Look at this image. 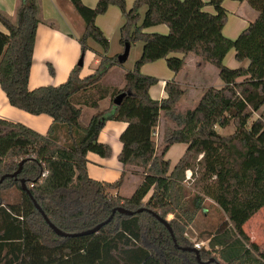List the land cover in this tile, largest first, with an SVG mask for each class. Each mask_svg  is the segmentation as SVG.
Here are the masks:
<instances>
[{
	"label": "trees",
	"instance_id": "obj_1",
	"mask_svg": "<svg viewBox=\"0 0 264 264\" xmlns=\"http://www.w3.org/2000/svg\"><path fill=\"white\" fill-rule=\"evenodd\" d=\"M224 1L210 0L216 12L210 14L203 0H135L130 10L126 0H98L94 8L70 0L84 23L78 39L82 56L92 51L99 65L81 78L83 66L78 63L65 83L34 90L29 80L37 29L44 23L41 0H19L14 19L0 11L6 30L0 31V86L11 106L53 119L48 133L41 135L0 118V179L24 161L17 178L0 184V264H264V249L244 229L264 209V0H232L246 2L258 13L234 40L223 34L228 19ZM112 5L125 18L120 44H143L134 69L123 73V88L104 84L109 72L123 65L118 55H108L109 39L96 23ZM158 25H166L169 33L145 32ZM232 50L237 62H248L246 67L225 65ZM190 55L217 68L224 85L207 88L194 109L179 112L185 90L176 76ZM159 60L166 61L175 78L165 85L167 98L154 100L150 90L159 80L141 70ZM123 93L116 106L114 99ZM107 98L110 108L97 111L85 126L83 107L99 110ZM162 119L160 142L155 134ZM108 121L127 124L118 156L124 171L113 183L93 180L87 173L89 153L106 159L113 154L99 140ZM230 126L232 134L219 132ZM176 144L188 148L172 168L166 156ZM130 167L141 170L142 182L127 198L118 191ZM21 180L49 220L69 234L96 227L117 208L135 214L117 211L98 233L60 237L23 191ZM14 188L20 200L8 203L4 193ZM207 199L228 220L209 238L208 249L199 250L200 263L194 252L183 248L194 247L186 231ZM153 213L168 221L178 246Z\"/></svg>",
	"mask_w": 264,
	"mask_h": 264
},
{
	"label": "crops",
	"instance_id": "obj_2",
	"mask_svg": "<svg viewBox=\"0 0 264 264\" xmlns=\"http://www.w3.org/2000/svg\"><path fill=\"white\" fill-rule=\"evenodd\" d=\"M82 1L84 4L91 7H95V4L97 5L98 2V0ZM209 1L210 0H203L205 3L204 11L210 14H215V9L209 5ZM18 4L19 0H0V11L7 13L14 19ZM223 6L228 11L230 17L231 14H235L237 16L235 19H238L233 27L235 30H231L230 28L228 34L227 25L223 29L224 36L232 40L236 39L241 32L248 27L249 22L254 21L258 16V13L254 11L246 2H238L237 4V1L230 2L229 0H226L224 1ZM110 9L112 8L110 7L108 11H111ZM112 13H115L113 14L115 20L114 23L117 22V24H119L122 22L123 19L120 14L118 15L117 12ZM76 14L77 12L70 0H41V17L44 23L39 24L37 29L33 64L29 80L30 90L43 86H58L65 83L68 80L71 71L79 63L82 51L78 39L82 33L77 31V27H75V24L73 23L78 19ZM98 18L96 20L97 25L104 33H106L109 26L107 25L108 27H106V25H104V23L106 24V21L99 20ZM47 22L52 23L54 27H51L47 24ZM0 31L6 32L1 23ZM145 32L167 35L169 33V28L166 25H158L146 29ZM170 57L183 58L184 55L172 54ZM160 61L162 60H159L158 62ZM99 62L100 59L96 54L92 51H87L84 56L81 78L92 74L98 67ZM225 65L230 68H238L241 66L246 67L248 62H237L235 60V53L231 54L230 52L225 59ZM145 67L146 65L142 68V73L144 75L148 74L147 76H152L150 75L152 73H148L144 70ZM51 68L54 71L53 75L51 73ZM148 69L151 70L156 68ZM115 71H117L116 68L112 69L109 74L112 75ZM163 76L165 77L158 79L159 83L150 90V95L154 100H163L167 98L165 85L168 81L175 78V74L171 70L170 72H165ZM112 77L114 76L112 75ZM176 81H178L185 90V95L178 106L185 101V103L188 104V108L186 110L195 108L197 102L200 101L204 90L207 88H222L224 85L219 77V71L217 68L209 64H204L199 58L192 55L186 57V67L181 73H179V75L176 76ZM119 88H121V85ZM110 104L111 99L107 98L100 102L99 110L83 107L81 122L85 126L88 125L92 116L97 111L109 109ZM85 110H89V121L87 124H85L82 120ZM0 118L14 123L23 124L41 135H46L48 133L53 122V119L48 115L35 116L11 106L1 86ZM164 124L165 120L162 119L159 127L157 128V133L159 129L161 130V127L163 128ZM126 128L127 124L124 122L108 121L106 123L99 135V140L100 142L109 144L112 148L113 154L109 159L102 158L94 153H89L87 155V173L91 179L99 182L113 183L121 178L124 168L118 160V156L122 150L120 136ZM187 148L188 146L186 144H176L171 147L167 153L166 159L171 161L172 168H174L183 157ZM129 169L130 170L126 172L124 183L118 191L120 195L127 198L133 195L137 187L142 182V174L140 173L141 170L134 169L132 167ZM127 188H130L131 193L124 194V190H127ZM150 195L151 194H149L147 199Z\"/></svg>",
	"mask_w": 264,
	"mask_h": 264
},
{
	"label": "rangeland",
	"instance_id": "obj_3",
	"mask_svg": "<svg viewBox=\"0 0 264 264\" xmlns=\"http://www.w3.org/2000/svg\"><path fill=\"white\" fill-rule=\"evenodd\" d=\"M230 2H235L231 1ZM135 0H126V5L127 9L130 10L134 6ZM238 4V2H237ZM87 5V4H85ZM88 7H91L87 5ZM96 6V4H95ZM131 7V8H130ZM94 8V7H91ZM112 9L111 11H108L104 15L99 16V20L106 21V27L109 26L108 31L104 33L106 37L109 39L110 42V49L108 55L114 56V55H121L124 52V47L120 44V27L124 24L125 18L123 16V13L121 10L115 6H111ZM146 11V8H142L140 10L142 16H144V13ZM112 12H117V14L122 16L121 18L123 19L122 22H118L119 24L114 23V16ZM77 16V21L73 22L75 24V27H77V31L81 32L84 30V23L81 19V17L76 14ZM237 17L235 14H231V17L229 16L228 13V19H227V33L229 34V30H235L233 28L235 26V23L237 22L238 19H235ZM108 25V26H107ZM225 25V27H226ZM83 29V30H82ZM91 46L97 48V50L100 51V47L91 41L90 43ZM142 48L143 44L141 42H137L131 46V51L128 60L118 68H116L117 71H115L114 74H112L114 77H112L111 74H109L105 80L104 84H107L108 86L112 87H118L121 85V88L124 87L125 82L123 80V73L133 70L136 61L140 58L141 53H142ZM234 50L231 51V54H234ZM158 62V61H157ZM150 65H146L144 70L148 73H152L153 77L160 79L165 76L163 74L165 72H170V69L167 66V63L165 60H162L158 63H149ZM148 68H156V69H151L149 70ZM118 74V75H117ZM148 75V74H147ZM198 104V102H197ZM188 104L183 101L180 106H178V111L179 112H185V110L188 108ZM196 107V106H195ZM258 115L256 114L254 116L257 117ZM83 122L85 124L88 123L89 121V110H85L82 118ZM171 124V123H170ZM162 130V127H161ZM161 130L159 129L158 135H155V138L157 141L161 142ZM157 132V130H156ZM219 132L223 135H230L234 132V128L232 126L228 127L227 129H219ZM112 194H116V191H111ZM131 193L130 188H127V190H124V194ZM4 197L6 202L8 203H17L20 200V194L17 189H11L4 193ZM172 216H170L168 219H171ZM228 219L226 215L223 213V211L210 199H207L203 210H201L195 221L191 223L186 231V238L194 245L199 244L201 246V249H208V242L209 238L220 228V226L226 222ZM245 232L249 235L252 241L258 243L263 249H264V209L261 210L259 213H257L244 227Z\"/></svg>",
	"mask_w": 264,
	"mask_h": 264
},
{
	"label": "water",
	"instance_id": "obj_4",
	"mask_svg": "<svg viewBox=\"0 0 264 264\" xmlns=\"http://www.w3.org/2000/svg\"><path fill=\"white\" fill-rule=\"evenodd\" d=\"M130 51H131V44L127 43L125 45V48H124V52L118 56V60L121 64H124L128 58H129V55H130ZM84 64V56H82V58H80V61H79V66H83ZM125 93L121 94L120 96H118L117 98L114 99V104L117 106L121 103L122 99L125 97ZM23 164H24V161L21 162L20 166H19V169L14 172L13 174L11 175H6V176H3L1 179H0V184L5 181L8 177H11V178H17V176L20 174L21 170H22V167H23ZM21 184H22V189L24 192H26L33 200L34 204H35V207L37 208V210L42 214V216L44 217L45 221L47 222V224L50 226V228L60 237H74V236H84V235H92V234H95V233H98L104 226H106L107 224H109L113 217H114V214L118 211L119 213L121 214H124V215H129V216H133L135 214V212L133 211H130V210H127V209H124V208H117L113 211V215L110 216V218L108 220H106L105 222L97 225L96 227L90 229V230H87V231H84L82 233H79V234H69V233H66L64 231H62L61 229L57 228L50 220L49 218L46 216V214L44 213V211L42 210V208L40 207V205L37 203L36 200L33 199V196L30 192V190L28 189L27 185H26V182L25 180H21ZM143 209H140L138 212H142ZM153 215L162 223L164 224L167 228H168V231L170 232L172 238H173V242L176 246L177 245V240L174 236V233H173V229L171 228V226L169 225L168 221L166 219H163L161 218L159 215L153 213ZM183 250H187V251H191V252H194L196 255H197V258H198V261L200 263H202L201 261V258H200V251L195 248V247H189V248H183ZM211 262H215V259H212Z\"/></svg>",
	"mask_w": 264,
	"mask_h": 264
},
{
	"label": "built area",
	"instance_id": "obj_5",
	"mask_svg": "<svg viewBox=\"0 0 264 264\" xmlns=\"http://www.w3.org/2000/svg\"><path fill=\"white\" fill-rule=\"evenodd\" d=\"M156 136L158 135V133L156 132V134H155ZM195 248H197L198 250H200L201 249V246L199 245V244H196L195 245Z\"/></svg>",
	"mask_w": 264,
	"mask_h": 264
}]
</instances>
